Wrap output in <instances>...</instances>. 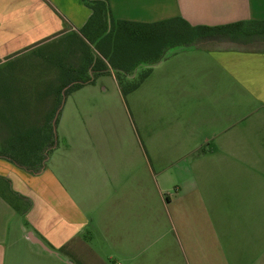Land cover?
I'll return each mask as SVG.
<instances>
[{
  "label": "crops",
  "instance_id": "1",
  "mask_svg": "<svg viewBox=\"0 0 264 264\" xmlns=\"http://www.w3.org/2000/svg\"><path fill=\"white\" fill-rule=\"evenodd\" d=\"M109 6L110 23L264 21V0ZM92 14L0 0V147L47 154L37 171L0 155V264H264V32L158 58L153 37L187 34L154 30L117 70L83 32Z\"/></svg>",
  "mask_w": 264,
  "mask_h": 264
},
{
  "label": "trees",
  "instance_id": "2",
  "mask_svg": "<svg viewBox=\"0 0 264 264\" xmlns=\"http://www.w3.org/2000/svg\"><path fill=\"white\" fill-rule=\"evenodd\" d=\"M85 2L92 8L93 14L87 25L83 29V32L87 36V39L99 50L104 51L105 58H108L109 62L118 70V66L114 61V57L118 54H121L122 48L131 46L134 44L135 38L140 35H149L150 32L154 30H163L170 28H179L183 29L184 35L186 38H182L180 33L173 31V36L171 38L166 37H153V40H156L152 45L157 46V52L155 57H162L163 54H157L164 50L165 46H168L171 43V39L174 42H179L181 39H184L186 44H195L200 40L202 33L208 35L210 33H229V32H239L242 31H254V32H264V21H254L245 24L244 22H239V24L226 26V27H201V26H192L187 22H183L179 27L171 26L175 19L157 22L153 24H138L127 21H118L111 23L109 22L110 15V6L109 0H85ZM246 26L253 27V30L246 29ZM148 32V33H147ZM163 34V33H162ZM145 39V38H143ZM168 39V40H167ZM155 49V48H154ZM112 51V52H110ZM111 53V54H110ZM105 67H107L105 63ZM119 75V74H118ZM24 151V150H23ZM47 151V150H46ZM0 155L12 159L20 165H25L26 168L37 171L39 170L38 166L29 164L31 162H37L41 164L43 159L47 154H42L40 150V156L37 158V154L32 151L30 153L21 152L18 153L16 150H9L3 147H0Z\"/></svg>",
  "mask_w": 264,
  "mask_h": 264
},
{
  "label": "rangeland",
  "instance_id": "3",
  "mask_svg": "<svg viewBox=\"0 0 264 264\" xmlns=\"http://www.w3.org/2000/svg\"><path fill=\"white\" fill-rule=\"evenodd\" d=\"M247 28L250 29V30H253V27H248V26H246V29H247ZM248 29H247V30H248ZM144 56L148 57V59H151V58H149V57H151L149 54L144 55ZM133 65H134V64L131 63L130 66H129V70H128V71L131 70V73L134 72V68H133L134 66H133Z\"/></svg>",
  "mask_w": 264,
  "mask_h": 264
}]
</instances>
